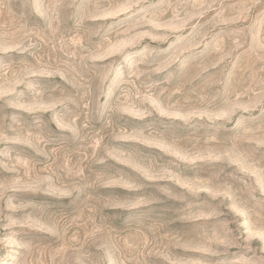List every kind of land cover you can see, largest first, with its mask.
I'll return each mask as SVG.
<instances>
[{
    "label": "rangeland",
    "instance_id": "1",
    "mask_svg": "<svg viewBox=\"0 0 264 264\" xmlns=\"http://www.w3.org/2000/svg\"><path fill=\"white\" fill-rule=\"evenodd\" d=\"M0 264H264V0H0Z\"/></svg>",
    "mask_w": 264,
    "mask_h": 264
}]
</instances>
